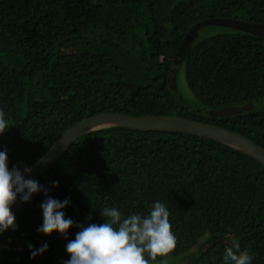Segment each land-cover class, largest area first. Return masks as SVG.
Instances as JSON below:
<instances>
[{"label": "trees", "instance_id": "trees-1", "mask_svg": "<svg viewBox=\"0 0 264 264\" xmlns=\"http://www.w3.org/2000/svg\"><path fill=\"white\" fill-rule=\"evenodd\" d=\"M209 19L264 24V0H0V134L9 167L40 159L71 126L99 113L174 115L222 126L264 147V38L227 28L187 41ZM184 67L191 95L179 89ZM254 103L248 111L210 110ZM77 223H103L99 209L124 216L165 204L175 248L149 264L184 256L224 264L239 244L264 264V165L223 143L185 132L125 126L77 139L34 178ZM58 181L52 188L51 182ZM44 192L11 206L17 227L0 233V264H61L79 231L37 232ZM89 215L91 219H88ZM48 249L34 258L31 250Z\"/></svg>", "mask_w": 264, "mask_h": 264}, {"label": "clouds", "instance_id": "clouds-1", "mask_svg": "<svg viewBox=\"0 0 264 264\" xmlns=\"http://www.w3.org/2000/svg\"><path fill=\"white\" fill-rule=\"evenodd\" d=\"M8 128L3 113H0V134ZM30 171L29 167H23V172ZM51 185L57 187L58 181H52ZM50 190L34 179L25 178L20 167L13 165L10 168L7 150H0V233L17 227L15 214L11 211L17 198L28 202L34 193L43 191L42 223L37 232L47 235L56 231L67 238L70 227L79 229L75 238L65 245L69 258L63 264H149L150 259L164 256L176 246L169 211L160 201H154L144 215L130 213L124 216L117 207L106 206L99 209L103 223L85 225L66 218L63 209L71 203L70 199H54L48 195ZM88 219H91L90 215ZM28 247L34 258L47 251L48 244L44 243L38 249H33L31 244ZM223 260L224 264H251L252 257L234 243L225 249Z\"/></svg>", "mask_w": 264, "mask_h": 264}, {"label": "water", "instance_id": "water-1", "mask_svg": "<svg viewBox=\"0 0 264 264\" xmlns=\"http://www.w3.org/2000/svg\"><path fill=\"white\" fill-rule=\"evenodd\" d=\"M208 26L230 28L264 38V24L244 22L237 19H209L196 23L187 34V41L191 42L196 39L199 36V31ZM253 107L254 103H246L242 106H229L218 110H210L208 116H231L248 111ZM115 126H125L139 130L177 131L202 136L239 150L264 165V147L251 138L228 128L174 115L137 116L107 112L87 117L69 127L52 147L29 167L31 171L23 172L22 170V175L31 179L42 175L65 154L77 139L92 131Z\"/></svg>", "mask_w": 264, "mask_h": 264}, {"label": "rangeland", "instance_id": "rangeland-1", "mask_svg": "<svg viewBox=\"0 0 264 264\" xmlns=\"http://www.w3.org/2000/svg\"><path fill=\"white\" fill-rule=\"evenodd\" d=\"M228 31L227 28H222L220 26H208L203 28V35H209V34H214L217 32H226ZM184 76V67L180 66L178 68H174V73H173V77H172V81L173 78H175V80H177V83L179 84V89H182L183 91L187 92V94L191 95L192 92L189 89V86L186 84L185 82V78ZM193 96V94H192ZM163 264H188V259L185 258L183 255L176 257L174 259H170L168 261L163 262Z\"/></svg>", "mask_w": 264, "mask_h": 264}]
</instances>
